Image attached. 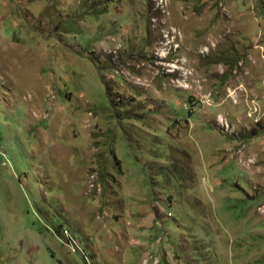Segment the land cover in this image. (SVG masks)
Returning a JSON list of instances; mask_svg holds the SVG:
<instances>
[{"label": "rangeland", "instance_id": "obj_1", "mask_svg": "<svg viewBox=\"0 0 264 264\" xmlns=\"http://www.w3.org/2000/svg\"><path fill=\"white\" fill-rule=\"evenodd\" d=\"M0 264H264V0H0Z\"/></svg>", "mask_w": 264, "mask_h": 264}]
</instances>
